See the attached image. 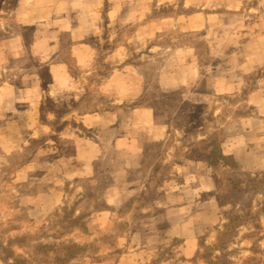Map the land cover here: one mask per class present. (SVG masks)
Masks as SVG:
<instances>
[{"label": "rangeland", "instance_id": "rangeland-1", "mask_svg": "<svg viewBox=\"0 0 264 264\" xmlns=\"http://www.w3.org/2000/svg\"><path fill=\"white\" fill-rule=\"evenodd\" d=\"M0 247L264 264V0H0Z\"/></svg>", "mask_w": 264, "mask_h": 264}, {"label": "crops", "instance_id": "crops-1", "mask_svg": "<svg viewBox=\"0 0 264 264\" xmlns=\"http://www.w3.org/2000/svg\"><path fill=\"white\" fill-rule=\"evenodd\" d=\"M37 46H34V47H32V50H33V52L36 54V55H38V54H40L41 53V49L42 48H38V46L39 47H41L40 46V44L38 45V44H36ZM42 57V56H41ZM68 66L66 65V64H62V63H56V64H53V65H51V68H54V69H51V72L54 74V78L52 79V85H53V87L54 88H60V87H68L69 85H70V81H67V80H65V79H63V77H65V76H67L66 74H68L69 73V69L67 68ZM63 70H66V71H63ZM87 115H85V117H86ZM87 120V122H88V119H86ZM98 120H100V122H99V126H101V127H103V123H101V121H103V117L102 116H100L99 118H98ZM86 126H88L87 124H86ZM89 127V126H88ZM157 138H160V137H155V139L154 140H156ZM88 161H91L90 159H88ZM90 167L91 166H89L88 167V169H90ZM90 172V171H89ZM88 172V173H89Z\"/></svg>", "mask_w": 264, "mask_h": 264}, {"label": "trees", "instance_id": "trees-1", "mask_svg": "<svg viewBox=\"0 0 264 264\" xmlns=\"http://www.w3.org/2000/svg\"><path fill=\"white\" fill-rule=\"evenodd\" d=\"M1 248V247H0Z\"/></svg>", "mask_w": 264, "mask_h": 264}]
</instances>
